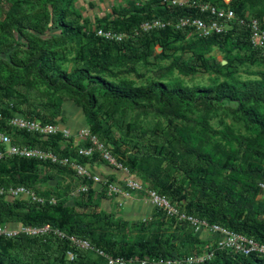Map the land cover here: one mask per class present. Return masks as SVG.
Masks as SVG:
<instances>
[{
  "label": "trees",
  "instance_id": "obj_1",
  "mask_svg": "<svg viewBox=\"0 0 264 264\" xmlns=\"http://www.w3.org/2000/svg\"><path fill=\"white\" fill-rule=\"evenodd\" d=\"M79 1L0 0V135H9L15 145L93 164L99 157H80L73 139L10 126L15 116L63 125V109L72 103L135 180L189 216L264 244V52L254 49L249 28L240 22L249 15L264 28V0H189L236 13L226 32L208 38L174 26L136 34L154 19L204 17L175 0L116 7L95 21L84 16ZM99 30L129 37L107 40ZM176 73L214 79L190 86L174 79ZM243 74L256 78L243 80ZM112 182L99 186L50 162L17 157L0 162L1 187H26L57 200L40 205L0 197V226L53 230L0 237V264H107L98 251L128 264H188L187 258L210 250L213 257L201 264H264L257 254L217 249L192 225L157 208L151 218L134 221L104 209V201L118 198L108 196ZM81 186L88 192L76 193ZM54 231L87 240L93 249H77Z\"/></svg>",
  "mask_w": 264,
  "mask_h": 264
},
{
  "label": "built area",
  "instance_id": "obj_2",
  "mask_svg": "<svg viewBox=\"0 0 264 264\" xmlns=\"http://www.w3.org/2000/svg\"><path fill=\"white\" fill-rule=\"evenodd\" d=\"M174 5L186 6L191 10H196L204 17L189 15L186 17H180L174 21H164L161 19H154L142 24L136 34L142 32H151L153 30L165 29L167 26H174L179 30H191L199 38H208L216 34H223L226 32L229 23L237 20L236 13L228 8H218L207 2L198 1H186L180 0L173 1ZM241 24L246 25L251 33V44L254 49H258L264 52V28L261 22L257 18L247 15V20H240ZM97 35L107 40H115L122 42L129 37V34H118L114 32H107L104 30L97 31ZM10 126L20 131H26L29 133L37 134L41 137H50L57 134H62L66 140L73 139L78 145L77 153L80 157L92 159L95 156L113 168L123 171L126 174V179L122 183L112 182L107 186L108 196L111 198L124 197L130 198L133 195H141L149 201L153 206L162 211L167 217L175 218L180 222H187L192 225L196 232L206 231L210 234L216 235L217 238L214 241L217 249H229L235 253L242 254L244 256H250L257 254L264 257V244L257 242L247 236L236 234L228 231L227 229L218 226L211 225L207 221H201L193 216H189L180 208L176 207L168 197L159 194L157 191L148 189L141 182L132 178L130 170L122 164L118 158L113 154L112 148L106 143L102 142L97 136L93 135L89 128H83L77 136L69 130L60 128L59 126L44 124L38 120L27 119L21 116H15L10 120ZM0 143L4 146V150H0V162L7 158L17 157L29 160H38L42 162H50L54 165H60V167H68L80 178H86L92 181L94 184L102 185L107 183L102 177L92 174L86 165L79 163L75 159L68 157H61L53 152L44 151L38 148L30 146L15 145L12 142V138L9 135H0ZM264 188V185H262ZM88 186H81L77 193L88 192ZM0 197H9L13 199L26 200L32 203L40 205H55L57 200L46 199L37 196L33 191L26 187H1ZM53 232L50 226H44L42 228L21 227L17 229H7L0 226V237L15 238L21 234L29 237L45 236ZM61 239H68L72 242L73 246L80 250H92L91 244L84 239L76 237H68L66 234L60 231H54ZM101 256L107 258V264H128L131 261H127L122 258H111L104 254V252L98 251ZM214 251H206L199 256H192L186 259L188 264H201L206 260L213 257ZM69 257L74 260L75 254L70 253ZM181 261H169L167 264H181ZM142 264H147L144 261Z\"/></svg>",
  "mask_w": 264,
  "mask_h": 264
},
{
  "label": "crops",
  "instance_id": "obj_3",
  "mask_svg": "<svg viewBox=\"0 0 264 264\" xmlns=\"http://www.w3.org/2000/svg\"><path fill=\"white\" fill-rule=\"evenodd\" d=\"M63 117L65 124H61L59 127L65 130H69L73 136H77L83 128H88L86 118L80 108H77L72 103L65 105L63 109ZM87 168L92 174L98 175L103 180H114L116 183H122L126 179V174L123 171H119L100 159L93 164H87ZM132 176V175H131ZM132 178L135 179L134 176ZM100 186V185H99ZM103 208L110 211L120 212L127 220H146L151 218L156 207L149 201L144 199L141 195H133L130 198H124L122 196L113 200L104 201ZM202 238L216 240L217 236L210 234L209 232H199Z\"/></svg>",
  "mask_w": 264,
  "mask_h": 264
},
{
  "label": "rangeland",
  "instance_id": "obj_4",
  "mask_svg": "<svg viewBox=\"0 0 264 264\" xmlns=\"http://www.w3.org/2000/svg\"><path fill=\"white\" fill-rule=\"evenodd\" d=\"M147 0H89V1H84L80 0L78 6L84 9V16L86 18H90L91 20L95 21L96 18H103L104 16H107L108 14H111L113 12V8L116 7H126L129 6L133 3H138V2H146ZM181 2H186L188 0H180ZM227 3H229L231 0H225ZM157 50L161 52V50ZM215 55L217 56L218 60L223 61V56L221 53H219L217 50L214 51ZM254 71L258 70V68H254ZM174 79L180 80L184 82L187 85H209L211 84L214 79L213 76L211 75H206V74H198L195 77H181L177 73L173 77ZM243 80L247 79H255L256 77H248L247 75L243 74L241 76ZM221 117L225 118L227 124L236 127L235 122L232 119L230 115H225L222 113L220 115ZM51 185H56L55 182L51 183ZM78 190H76V193ZM206 232V231H205Z\"/></svg>",
  "mask_w": 264,
  "mask_h": 264
},
{
  "label": "water",
  "instance_id": "obj_5",
  "mask_svg": "<svg viewBox=\"0 0 264 264\" xmlns=\"http://www.w3.org/2000/svg\"><path fill=\"white\" fill-rule=\"evenodd\" d=\"M162 48H160L159 50H161ZM223 64L225 65V64H227V62L226 61H223Z\"/></svg>",
  "mask_w": 264,
  "mask_h": 264
}]
</instances>
